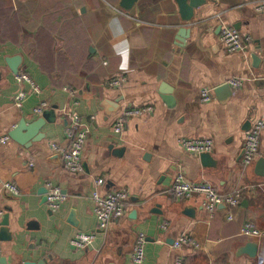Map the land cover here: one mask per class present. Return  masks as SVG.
I'll return each instance as SVG.
<instances>
[{
    "label": "crops",
    "instance_id": "0c3cea01",
    "mask_svg": "<svg viewBox=\"0 0 264 264\" xmlns=\"http://www.w3.org/2000/svg\"><path fill=\"white\" fill-rule=\"evenodd\" d=\"M120 2L0 0V137L39 119L41 102L56 108L55 122L45 123L35 139L10 136L0 145V178L21 190L15 196L0 188V210L9 214L12 233L0 240V261L133 264L137 235L144 233V264H264V239L241 235L247 222L264 230L258 163L264 132L256 160L247 167L242 160L246 135L264 115V11L257 10L264 0H207L189 22L176 0H139L129 12ZM184 26L188 36L179 34ZM225 27L251 37L244 51L227 50L220 39ZM20 73L40 92L19 82ZM116 78L124 82L111 86ZM233 79L242 84L233 86ZM223 85L229 88L217 93ZM205 88L213 92L208 102L201 99ZM23 90L30 93L18 106L15 97ZM142 106L152 111L116 133L123 110ZM71 113L89 130L81 174L67 172L51 146L69 144ZM204 138L214 141L209 164L181 146L183 139ZM178 173L220 193L241 192L234 219L224 205L212 216L202 195L175 198L170 189ZM49 181L67 194L59 210L47 205ZM119 189L128 193L127 213L100 230L93 193L105 197ZM79 233L96 238L80 249L71 243ZM183 234L199 247L174 248ZM252 241L259 245L256 257L246 253Z\"/></svg>",
    "mask_w": 264,
    "mask_h": 264
},
{
    "label": "built area",
    "instance_id": "2783aa9c",
    "mask_svg": "<svg viewBox=\"0 0 264 264\" xmlns=\"http://www.w3.org/2000/svg\"><path fill=\"white\" fill-rule=\"evenodd\" d=\"M258 11H264V2L257 6ZM220 39L225 45L228 51L237 52L244 51L247 48L248 43L251 41L250 36H243L239 31L232 27H225L222 30ZM19 82H27L30 86V92L39 93L40 90L35 81L26 73H20L17 75ZM124 82L123 78H116L109 82L111 86H120ZM233 86L239 87L242 82L239 79H233L231 81ZM71 95H75L72 90H69ZM29 91H20L15 97V104L20 106L26 99ZM201 99L204 102H208L213 97V92L210 89H203L201 92ZM77 104V102L75 103ZM49 105L47 102H41V104L35 108L36 114H43ZM152 111L150 106L125 108L120 115L119 119L115 123L114 130L116 133L122 132L126 125V122L135 116H141L148 114ZM264 132V115L253 125L250 132L247 133L244 151H243V164L245 167L251 165L257 158L260 150V137ZM89 135L88 126L84 123L81 117L77 113H71V121L66 130V137L69 140L67 146H62L57 143H52V149L58 155H60L65 170L71 174H81L84 172V152ZM11 140L9 135H3L0 137V145H6ZM181 146L186 150L193 153H210L214 150V141L209 138L204 139H183L181 140ZM97 184H104V179H98ZM0 188L9 192L12 195H21L20 188L11 181H4L0 178ZM47 193V205L51 210H59L63 203L67 200V194L62 189L49 181L46 183ZM171 194L178 199H190L195 195L203 196V207L213 216L218 207L224 205L229 209L228 219L233 220V209L237 208L241 203L242 194L239 191L234 193H220L217 189L208 182L202 183H189L183 173H178L175 177L174 183L170 189ZM128 195L126 190L119 189L108 193L105 197H102L98 191L93 193V199L95 201L94 212L99 221V229L106 231L112 222L123 218L126 213V201ZM4 216V211L0 210V227L1 221ZM163 230H168V224L163 223ZM241 235L250 239L261 240L264 239V230L258 228L253 222H247L241 229ZM95 233H79L71 241L72 245L83 249L87 248L95 240ZM147 236L144 233L137 235L135 245L132 253L133 264H144L146 259V245ZM174 248L181 249L187 246H193L198 248V243L192 238L191 235L183 234L177 240L174 241ZM2 257V246L0 242V258ZM180 262V261H179Z\"/></svg>",
    "mask_w": 264,
    "mask_h": 264
},
{
    "label": "water",
    "instance_id": "95a60500",
    "mask_svg": "<svg viewBox=\"0 0 264 264\" xmlns=\"http://www.w3.org/2000/svg\"><path fill=\"white\" fill-rule=\"evenodd\" d=\"M139 0H121L120 2V7L126 11H131L136 4L138 3ZM177 4L179 6V11L180 15L185 22L192 21L193 18L195 17V11L198 9L200 6L206 3L207 0H176ZM190 33V29L188 27H183L179 34L181 36H188ZM13 67V65L11 64ZM14 69V67H13ZM229 88V85H223L219 87L216 92L218 93L219 91H223ZM105 105H109L107 107L112 108V104L109 103V101L105 102ZM56 108H52L49 110H46L43 115L37 119L35 122H33L29 127H27L25 121L21 123V125L14 131L10 133V136L22 143H25L28 139H35L36 133L39 131V129L42 128V126L47 123V122H55L56 120ZM109 112V111H108ZM25 130L28 133H21L22 130ZM202 159L209 164V160L212 159L211 153H203L202 154ZM259 166L262 167V171L260 172L261 174L264 175V158H261L259 160ZM45 191L47 193V188H45ZM47 200V199H46ZM12 238V233L10 231V221H9V214H6L1 221V227H0V240H9ZM246 253L249 254L251 257H256L258 250H259V245L256 242H249L248 245L246 246ZM0 264H8L5 260H1ZM24 264H36L34 262H25ZM42 264V263H41Z\"/></svg>",
    "mask_w": 264,
    "mask_h": 264
},
{
    "label": "bare ground",
    "instance_id": "6f19581e",
    "mask_svg": "<svg viewBox=\"0 0 264 264\" xmlns=\"http://www.w3.org/2000/svg\"><path fill=\"white\" fill-rule=\"evenodd\" d=\"M128 194V193H127Z\"/></svg>",
    "mask_w": 264,
    "mask_h": 264
}]
</instances>
